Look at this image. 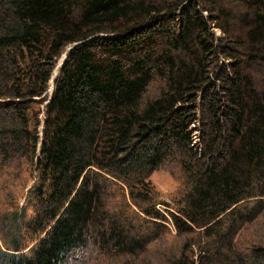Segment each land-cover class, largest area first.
Instances as JSON below:
<instances>
[{"label":"trees","instance_id":"obj_1","mask_svg":"<svg viewBox=\"0 0 264 264\" xmlns=\"http://www.w3.org/2000/svg\"><path fill=\"white\" fill-rule=\"evenodd\" d=\"M0 100V152L35 172L34 244L8 264L89 245L123 264H264V242L237 240L264 213V0H0ZM168 160L186 191L160 211L147 178Z\"/></svg>","mask_w":264,"mask_h":264},{"label":"rangeland","instance_id":"obj_2","mask_svg":"<svg viewBox=\"0 0 264 264\" xmlns=\"http://www.w3.org/2000/svg\"><path fill=\"white\" fill-rule=\"evenodd\" d=\"M212 30L215 35H220L218 29L213 28ZM58 61L55 69L58 66ZM161 88L162 82L155 76L143 94V101L155 98ZM51 91L52 84L50 83L47 94L49 95ZM0 102L2 101L0 100ZM11 112L12 110H9V114ZM20 154L12 146L8 147L5 154L0 152V264H8L7 255L15 247L20 248L19 253L29 254L34 244L30 242L29 234L26 231V222L32 216V209L27 202V195L28 189L35 180V172L30 165L29 168L21 164L26 163V159ZM15 157L20 158V161L15 159ZM21 159H24L25 162ZM147 179H149L155 191L157 207L162 211H174V202L180 199L186 191V183L179 161L168 160L164 162L152 171ZM117 184L126 190L123 183ZM163 203L168 204L169 208L166 209ZM169 227L170 232L173 233L174 230L171 224ZM192 237L193 239L198 238L196 234ZM180 240L181 238L178 237L166 239L162 242L173 245ZM237 240L243 245L250 243L259 245L260 242H264V213L254 220L251 225L244 227L238 234ZM123 262L121 258H109L93 245H89L86 248L71 250L64 256L60 264H123Z\"/></svg>","mask_w":264,"mask_h":264},{"label":"water","instance_id":"obj_3","mask_svg":"<svg viewBox=\"0 0 264 264\" xmlns=\"http://www.w3.org/2000/svg\"><path fill=\"white\" fill-rule=\"evenodd\" d=\"M69 48H70V47H69ZM69 48H68V49H69ZM68 49H67V50H68ZM64 59H65V55H64L63 59L61 60V62L59 63L58 66H60V65L63 63Z\"/></svg>","mask_w":264,"mask_h":264},{"label":"bare ground","instance_id":"obj_4","mask_svg":"<svg viewBox=\"0 0 264 264\" xmlns=\"http://www.w3.org/2000/svg\"><path fill=\"white\" fill-rule=\"evenodd\" d=\"M62 57H63V55H62Z\"/></svg>","mask_w":264,"mask_h":264}]
</instances>
